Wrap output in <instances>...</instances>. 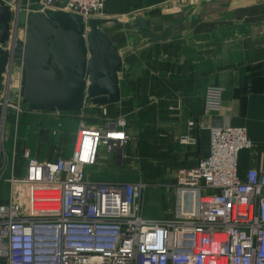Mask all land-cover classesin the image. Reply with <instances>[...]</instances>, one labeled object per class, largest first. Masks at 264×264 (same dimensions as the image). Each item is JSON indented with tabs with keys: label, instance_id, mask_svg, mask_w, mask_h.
<instances>
[{
	"label": "crops",
	"instance_id": "crops-1",
	"mask_svg": "<svg viewBox=\"0 0 264 264\" xmlns=\"http://www.w3.org/2000/svg\"><path fill=\"white\" fill-rule=\"evenodd\" d=\"M5 1L12 5L17 0ZM181 1L105 0L104 18L149 19L155 31L189 22L206 6L216 8L193 30L166 42L142 45L134 31L114 29L117 36L109 37L123 57L119 102L102 107L86 94L79 113L35 111L22 101L18 113L0 104L2 145L14 157V164L3 167L6 183L12 174L25 175L26 154L53 163L71 157L81 121L105 129L108 118L119 116L128 119L129 139L119 153L101 147L98 164L86 169L87 180L142 184L146 219H174L179 213L185 172L210 154V132L202 125L246 128L253 148L239 153V173L244 177L250 168L264 166V2L208 0L177 21L171 4ZM209 86L224 89L220 114L204 113ZM186 136L196 138L195 143H183Z\"/></svg>",
	"mask_w": 264,
	"mask_h": 264
},
{
	"label": "built area",
	"instance_id": "built-area-1",
	"mask_svg": "<svg viewBox=\"0 0 264 264\" xmlns=\"http://www.w3.org/2000/svg\"><path fill=\"white\" fill-rule=\"evenodd\" d=\"M10 6L14 15L17 9ZM104 7L105 0H22L23 24L18 28L19 21L17 27L12 21L6 48L14 28L15 39L26 43L32 13L62 10L86 22L102 18ZM19 90L18 103L8 96L0 104L19 113ZM223 93L220 86L207 88L206 115L221 113ZM103 116L108 118L106 110ZM188 125L192 129L195 122ZM127 126L125 116L108 118L105 129L81 121L71 157L53 163L26 154L25 175L12 174L8 201L0 203V264H264V166L250 168L244 177L238 167L239 153L253 148L247 129L202 125L210 132V154L185 172L179 213L149 220L141 213L142 184L87 180L86 169L98 164L101 147L107 153L124 149ZM195 141L186 136L182 142ZM19 184L56 187L57 209L50 213L53 207L45 204L38 214L23 215L16 200Z\"/></svg>",
	"mask_w": 264,
	"mask_h": 264
},
{
	"label": "water",
	"instance_id": "water-1",
	"mask_svg": "<svg viewBox=\"0 0 264 264\" xmlns=\"http://www.w3.org/2000/svg\"><path fill=\"white\" fill-rule=\"evenodd\" d=\"M214 10L206 6L193 14L189 22L155 31L149 19L124 22L102 17L85 22L80 15L47 9L29 16L26 43L15 39L17 28H14L7 49L11 23L18 24L20 8L13 15L11 6L0 0V98L3 96L6 100L9 96L14 68L19 65V96L31 110L79 113L86 94L94 105L104 107L117 103L123 57L102 26L134 31L145 45L166 42L193 30Z\"/></svg>",
	"mask_w": 264,
	"mask_h": 264
},
{
	"label": "rangeland",
	"instance_id": "rangeland-1",
	"mask_svg": "<svg viewBox=\"0 0 264 264\" xmlns=\"http://www.w3.org/2000/svg\"><path fill=\"white\" fill-rule=\"evenodd\" d=\"M8 1V0H7ZM208 0H182L181 2L177 3H172V15H179L180 18H176L177 21L181 19H185L190 13H192L197 7H200L201 4L205 3ZM22 3L21 0H17L15 3L12 4L13 8L17 9L20 4ZM8 5V4H7ZM10 6V5H9ZM170 14V15H171ZM14 22V21H13ZM20 24H23V20L20 19ZM14 25L17 27V25L14 22ZM103 31L109 36H113L114 38L117 36V32L113 28H110L108 26H104ZM18 37L20 34H22V31L19 29L18 32ZM19 65H17L18 67ZM16 73L19 72L17 68H15ZM15 72V71H14ZM20 78L21 76L18 74L13 75L12 79L13 80V87H15L16 94L13 95L11 94L12 90L10 89V99L11 101H14L18 98V90L20 87ZM2 127V124H1ZM2 130H0V200L1 202H7L8 201V195L10 192V183H6L3 178V167L9 165V164H14V157L13 155L5 151L3 145H2ZM11 162V163H10ZM15 163L18 164V160H15ZM6 178V177H5ZM17 195H16V200L22 204V214L23 215H30L33 212L39 213L40 208L42 206L50 205V213H53L54 210L57 209L58 204H56V201L59 200V195L57 193V188L53 186H24V185H17ZM46 194L47 199L42 200L39 197L40 195ZM5 200H2L4 199ZM33 209V210H32Z\"/></svg>",
	"mask_w": 264,
	"mask_h": 264
},
{
	"label": "bare ground",
	"instance_id": "bare-ground-1",
	"mask_svg": "<svg viewBox=\"0 0 264 264\" xmlns=\"http://www.w3.org/2000/svg\"><path fill=\"white\" fill-rule=\"evenodd\" d=\"M21 27V24H20V20H19V24H18V28ZM19 34V33H18ZM24 36V32L22 31V34L19 35V38H22ZM15 72H13V75H17L16 73V70H14ZM12 75V77H13ZM21 76V74H19ZM12 79V78H11ZM15 85V84H14ZM13 85V80H11V83H10V89L12 90L11 94L15 95L16 94V90H15V87ZM11 100V99H10Z\"/></svg>",
	"mask_w": 264,
	"mask_h": 264
}]
</instances>
